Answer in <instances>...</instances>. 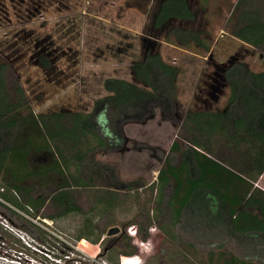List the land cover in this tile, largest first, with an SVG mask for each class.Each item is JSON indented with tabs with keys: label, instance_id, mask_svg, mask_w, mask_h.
Wrapping results in <instances>:
<instances>
[{
	"label": "rangeland",
	"instance_id": "rangeland-1",
	"mask_svg": "<svg viewBox=\"0 0 264 264\" xmlns=\"http://www.w3.org/2000/svg\"><path fill=\"white\" fill-rule=\"evenodd\" d=\"M156 1L153 0V4ZM100 2L106 3V0ZM120 2L143 11L149 9L146 4L150 0ZM204 2L208 5V14L204 17L209 23L205 24L203 19V24L198 26L206 33V50L194 44L182 46L166 32L152 41L148 26L153 4L142 29L139 21L143 17L138 16L141 17L138 24L133 26L132 21L129 22L132 30L122 31L106 20L96 19L99 14L104 19L115 15L107 14L105 6L100 7L97 0H0V62L9 66L6 86L14 100L19 88L34 113L92 112L94 101L107 94L103 88L106 78L132 81L130 64L144 55L150 40L154 50L179 69L174 102L151 101L119 109L104 106L92 116L95 136L88 137L89 144H95L97 136L107 147L96 154L95 162H88L86 173L97 184L118 186L119 205L106 218H99L102 209L95 202V191L76 188L73 198L83 213L99 218L101 229L105 231L101 240L97 244L85 239L80 243L74 241V231L82 221L80 214H69L54 221L43 219L50 235L45 237L44 243L37 239L35 232L26 234L2 220L25 249L23 253L0 254V264H59V258L62 264L92 262L78 247L96 255L95 260L100 258L116 264L102 255L103 246H112L118 251L117 255L114 253L116 262L130 256L139 264H222L228 253H233L244 260L253 262L255 259L264 264V251L253 253V238L246 237L249 234L245 233L248 222L244 212L235 223L234 235L223 224L209 226L203 221L197 222V214L181 217L171 228L170 235L160 230L154 220L160 212L156 207L160 193L158 171L167 156L172 164L177 163L178 154L171 152L170 146L176 139L184 145L180 125L185 113L223 108L229 89L223 81L222 70L231 56L239 54L253 71L264 70V53L229 32L234 26V20H229L233 0ZM261 2L264 0L254 3ZM129 17L134 19L137 15ZM41 56L50 60L49 68L41 65ZM195 120L201 118H191L186 127L196 125ZM135 180L140 181V187L128 190L118 184ZM171 191V184L163 190V211H167L165 204ZM247 210L252 212L253 207ZM50 212L47 206L39 214ZM146 213L153 221L143 238L138 231V221ZM36 220L38 218L34 222ZM111 227H118L119 231L107 236ZM130 228H134V232L131 233ZM127 238L135 248L131 255L120 253L126 249ZM64 245L72 250L67 251ZM222 252L225 254L220 255Z\"/></svg>",
	"mask_w": 264,
	"mask_h": 264
},
{
	"label": "trees",
	"instance_id": "trees-1",
	"mask_svg": "<svg viewBox=\"0 0 264 264\" xmlns=\"http://www.w3.org/2000/svg\"><path fill=\"white\" fill-rule=\"evenodd\" d=\"M254 2L237 0L229 18L234 20L229 32L264 53V2ZM152 6L148 26L152 41L166 32L182 46L194 44L207 49L206 33L198 26L203 23L202 14L189 0H157ZM152 41L144 55L131 62L132 81L106 78L103 88L107 94L94 101L89 113H34L19 88L14 100L6 86L9 66L0 62V254L23 253L25 249L2 220L26 234L35 232L44 243L50 235L43 219L54 221L80 214L82 221L74 231V241L85 239L97 244L101 240L105 231L98 219L106 218L119 205V194L118 186L97 184L86 173L88 162H95L96 154L107 147L97 136V142L89 144L88 137L95 136L92 116L104 106L119 109L151 101H175L179 69L154 50ZM40 63L50 67L46 56L40 57ZM222 78L229 89L226 104L218 111L186 112L180 125L184 145L176 139L170 146V151L178 154L177 163L172 164L167 156L158 171L160 193L156 207L160 212L154 220L166 234L170 235L181 217L197 214V222L223 224L234 235L235 223L243 212L248 222L245 233L252 228L255 233L264 231V191L254 185L264 172V70L253 71L235 54L223 67ZM198 117L201 120H195L196 125L186 127L191 118ZM118 184L128 190L140 187L139 180ZM170 184L167 211H163V190ZM76 188L95 191V202L102 209L99 218L83 213L75 203ZM47 206L51 212L39 214ZM249 206L252 212L247 210ZM152 221L149 213L138 221L143 238ZM129 242L127 238L126 249L120 253H135ZM64 248L72 250L68 245ZM55 250L59 251L57 247ZM101 253L116 263L114 253L118 251L112 246H103ZM222 264L259 263L228 253Z\"/></svg>",
	"mask_w": 264,
	"mask_h": 264
},
{
	"label": "crops",
	"instance_id": "crops-1",
	"mask_svg": "<svg viewBox=\"0 0 264 264\" xmlns=\"http://www.w3.org/2000/svg\"><path fill=\"white\" fill-rule=\"evenodd\" d=\"M103 1H105V0H103ZM120 1L121 0H106V3H103V2H100V0H97V2H99L100 7L102 5L105 6V8H106L105 10L108 12L107 14H109V15L115 14V15L112 18L109 17L107 19H104L99 14V15H96V17H97L96 19L106 20L107 23L116 25L117 29H120L122 31H130V30H132L129 26L130 20L132 21L130 24H132L134 26V25L138 24V20L141 18L138 16H142L143 19L139 21V24H140L141 29H142L143 26L145 25L146 21H147V13L150 10L151 5L153 4V0H150V2H148V4H146V7L148 6L149 9L143 10V11H141L139 9H135V6L130 7L129 3H125V6H124L123 4H121ZM204 1L205 0H190L191 4L194 5V8L197 9L199 12H201L202 19L205 20V22H204V20H203V22L205 24L206 23L208 24L209 21L206 20V18L204 17V15L208 14L207 13L208 5H206L205 4L206 2H204ZM233 2H234V4H233V7L231 9V12H232L235 4L237 3V0H233ZM98 13H100V11H98ZM130 15L131 16L137 15V18L131 19L129 17ZM101 26L103 28L104 24H102ZM222 106L219 107V109H221ZM204 107H206V106H204ZM254 185L264 191V172L260 175V177L257 179V181L255 182ZM247 234H249V235L246 237L253 238V253H257V252L259 253L261 251H264V231L255 233L253 231V228H252L249 231V233H247ZM253 261H255V259H253Z\"/></svg>",
	"mask_w": 264,
	"mask_h": 264
},
{
	"label": "built area",
	"instance_id": "built-area-1",
	"mask_svg": "<svg viewBox=\"0 0 264 264\" xmlns=\"http://www.w3.org/2000/svg\"><path fill=\"white\" fill-rule=\"evenodd\" d=\"M81 239L77 242L80 243ZM78 250H80L82 253H84L89 260H92V262L88 263V264H110L108 263L107 261L103 260V259H98V260H95L97 258L96 255H92V254H89L88 252H86L85 250L81 249V248H77ZM63 257H65V259H69L68 258V255H64ZM61 259L62 258H59V260H57V263H61ZM72 260V259H71ZM66 262V260H65ZM44 264H48V263H44ZM62 264V263H61ZM63 264H66V263H63ZM84 264H87L86 262ZM116 264H139V263H136V262H133L132 258L130 256H125L123 258H120V261L119 262H116Z\"/></svg>",
	"mask_w": 264,
	"mask_h": 264
},
{
	"label": "water",
	"instance_id": "water-1",
	"mask_svg": "<svg viewBox=\"0 0 264 264\" xmlns=\"http://www.w3.org/2000/svg\"><path fill=\"white\" fill-rule=\"evenodd\" d=\"M226 65V64H225ZM224 65V66H225ZM118 231H119V228L118 227H111V228H109L108 230H107V236H110V235H113V234H116V233H118ZM131 233L132 232H134V228H130V230H129Z\"/></svg>",
	"mask_w": 264,
	"mask_h": 264
},
{
	"label": "flooded vegetation",
	"instance_id": "flooded-vegetation-1",
	"mask_svg": "<svg viewBox=\"0 0 264 264\" xmlns=\"http://www.w3.org/2000/svg\"><path fill=\"white\" fill-rule=\"evenodd\" d=\"M190 1V0H189ZM191 3V2H190Z\"/></svg>",
	"mask_w": 264,
	"mask_h": 264
}]
</instances>
